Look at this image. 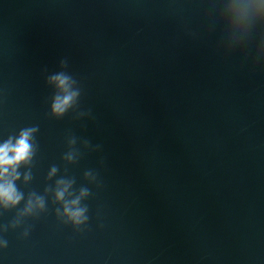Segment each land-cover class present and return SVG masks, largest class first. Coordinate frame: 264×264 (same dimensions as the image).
Returning <instances> with one entry per match:
<instances>
[{
    "label": "clouds",
    "instance_id": "obj_1",
    "mask_svg": "<svg viewBox=\"0 0 264 264\" xmlns=\"http://www.w3.org/2000/svg\"><path fill=\"white\" fill-rule=\"evenodd\" d=\"M59 81L60 86H65L67 84V78L63 76L55 77ZM74 94H69L63 97V99L57 97L55 104L53 105V111L56 113H62L65 110V106L71 101ZM36 129L29 128L21 132L20 138L15 146H10V142L4 144L0 147V167L7 171L6 165H17L20 162L26 160L30 153L29 137L32 131ZM11 153V155H10ZM3 175V173H0ZM59 196H63V193H59ZM20 197L16 195L15 188L11 183L6 185H0V200H3L5 204H16L18 203ZM67 211V210H66ZM83 216V210L77 209L75 212L71 213L72 219L76 223H82L81 217ZM84 219H88L84 217Z\"/></svg>",
    "mask_w": 264,
    "mask_h": 264
}]
</instances>
